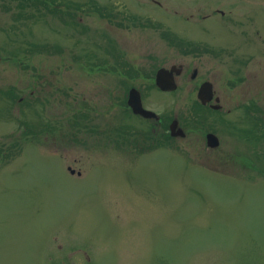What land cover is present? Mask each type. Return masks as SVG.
Masks as SVG:
<instances>
[{
	"label": "rangeland",
	"instance_id": "obj_1",
	"mask_svg": "<svg viewBox=\"0 0 264 264\" xmlns=\"http://www.w3.org/2000/svg\"><path fill=\"white\" fill-rule=\"evenodd\" d=\"M0 264H264V0H0Z\"/></svg>",
	"mask_w": 264,
	"mask_h": 264
},
{
	"label": "water",
	"instance_id": "obj_2",
	"mask_svg": "<svg viewBox=\"0 0 264 264\" xmlns=\"http://www.w3.org/2000/svg\"><path fill=\"white\" fill-rule=\"evenodd\" d=\"M183 72V65L182 64H173L172 66L168 67H160L156 73V85L162 90L166 92H172L178 88L177 77L181 75ZM209 89V83H204L200 90L199 97L202 99L203 103L207 102L208 97H204V92ZM207 95V94H206ZM128 104L132 108L135 114L142 115L145 118H156L159 119L160 116L153 110L147 109L143 105L141 92L136 87H133L129 91V98ZM170 131L172 136L174 137H182L186 135V132L182 127L179 126L178 119H174L170 124ZM208 144L212 147L218 146L219 140L218 137L213 134L209 133L207 135ZM71 169V168H70ZM72 173H75V170H71Z\"/></svg>",
	"mask_w": 264,
	"mask_h": 264
},
{
	"label": "flooded vegetation",
	"instance_id": "obj_3",
	"mask_svg": "<svg viewBox=\"0 0 264 264\" xmlns=\"http://www.w3.org/2000/svg\"><path fill=\"white\" fill-rule=\"evenodd\" d=\"M194 51H196V49ZM237 61L240 62L239 60H237ZM182 65H183V72H182V74L184 72H186V74H188V72L190 71L189 70V67L187 69V66H185V64H182ZM239 70L241 71V69H239ZM181 75H179L177 77V82H178V78ZM200 75H201L200 66L199 65L194 66L193 69L191 70L190 79L193 80L194 82H199L198 81V78L200 77ZM206 82L209 83V89H207V93H206V90H205L203 96L204 97H208V98L206 99L207 102L206 103H203L202 102V99L199 97V94H200V90L202 88V85L204 83H206ZM196 92H197V97H196L197 98V105L199 106L200 109H202L203 111L208 109L210 112L223 113V109H224L223 108L224 107L223 106V97H222L221 93L219 92V90L217 88V85H216L215 80L212 77L210 78L208 76L207 78L202 79V81L200 80V84L199 85L197 84ZM253 109L255 111L256 110L259 111L258 105L254 103ZM135 115L136 116H139V117H142L143 119H146V118H144L141 115H138V114H135ZM149 119L154 120V123H155L156 126H158V125H164L163 119L161 117L159 119H156V118H149ZM178 121H179V119H178ZM179 126L183 128V126L180 125V121H179ZM184 131L186 132V135L185 136H182V137H174V138H180V139L186 138L187 137V131L185 129H184ZM209 133H213V134H215L218 137V140H219L218 147H219L221 145V138H220V136L218 135V133L216 132V130L214 128H213V130L209 131L206 134V144L208 145V147H210V145L208 144V139H207V135ZM68 259H70V257L69 256H66V262L68 261Z\"/></svg>",
	"mask_w": 264,
	"mask_h": 264
},
{
	"label": "trees",
	"instance_id": "obj_4",
	"mask_svg": "<svg viewBox=\"0 0 264 264\" xmlns=\"http://www.w3.org/2000/svg\"><path fill=\"white\" fill-rule=\"evenodd\" d=\"M114 49H116V48H113V49H111V50H114ZM189 50V49H188ZM118 56V55H117ZM120 57V56H119ZM116 59H117V57H116ZM118 60V59H117ZM201 107V106H200ZM202 108V107H201ZM167 129V128H166Z\"/></svg>",
	"mask_w": 264,
	"mask_h": 264
}]
</instances>
